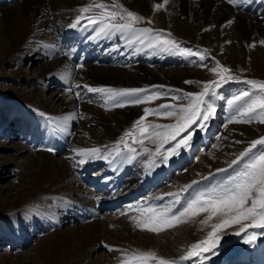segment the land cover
I'll return each instance as SVG.
<instances>
[{
    "label": "bare ground",
    "instance_id": "1",
    "mask_svg": "<svg viewBox=\"0 0 264 264\" xmlns=\"http://www.w3.org/2000/svg\"><path fill=\"white\" fill-rule=\"evenodd\" d=\"M226 1L169 0L168 4H164V0H0V63L18 64L19 60L24 59L25 54L28 57L36 56L35 60L38 61L31 58L33 63L39 62V65L34 69L35 78L33 81H27L31 87L26 94H21V96L16 89L11 87L6 98L0 95L1 106L5 105L7 109L8 106L17 109L18 114L14 115L15 119L23 121L24 118L33 121L31 124L32 137L26 143L29 146L23 147V149L34 150L24 158L25 161L22 165L28 172L29 181L22 188L10 185L6 187L10 195L8 194L7 200L5 199L0 205V213L5 215H0V220L3 219V222L0 223V241L3 239V235L17 227L16 223L26 224L23 229L20 228L21 231L17 235L12 236L11 248H14L27 241V235L36 228L35 224L38 223L43 227L40 231H46V229L52 231V228L55 230L53 235H50L49 241L39 242L37 245L39 264L54 263L53 257L58 258L57 261H59L55 264H121L122 259L129 260V264H144L142 261L131 260V255L137 252L153 251L159 257L178 260L189 250L192 243L204 240L205 235L202 227L195 223H192L190 227L186 225L187 227H183V229H175L176 231L165 228L158 233H153L137 228L136 221L133 219V217H137L143 220L145 216L151 215L148 209L152 206H160L156 208V211H163V206L174 199V196L167 195L169 193H176L181 197L182 194L184 195L182 203L177 205V209L196 196L195 194L202 184L193 175L176 176L175 179L180 184L181 190L176 191L177 188L171 186L162 192L153 193L154 188H158L167 179L173 168H177L184 161L189 160L191 149L188 148L178 154V157L186 155L177 162L171 161L168 165L160 164L161 158L155 159L159 166L151 168L146 167L150 156L146 159L140 158L139 150H137V159L131 163L118 157L112 163L106 160H93L84 165H78V161L83 157L79 156L75 150L99 148L102 153H106L114 149L117 146L115 144L117 138L139 116L142 109L113 107L112 102L106 105L101 94L87 93L85 89L75 86L149 88L155 85H165L185 88L184 81L204 77L202 72L208 73L214 67H207L202 72L175 69L164 72L168 77L165 79L151 75V70L140 66V64L150 61L146 59L153 60L155 55L160 53L158 49L147 48L138 41L130 44L128 38L121 37L119 34L111 37H97L92 26L87 25L86 18L102 10L93 7L91 12L80 14L78 9L86 7L90 3H104L109 5L104 11H113L117 10L115 5H122L145 18L136 27L150 28L147 22L151 17L152 7L156 4H163V7L159 8L156 13L158 24L155 28L157 30L171 29L177 37L185 41L194 39L203 45L204 49L211 47L215 52L220 46H225L221 60L226 66L236 68L237 63L247 60L246 62H249L256 71L253 78L263 79L264 44H261V41H264V22L240 16L235 8ZM78 14L85 18L81 21L85 26L70 30L68 25L74 21ZM229 21L232 23L229 24ZM59 28H62L66 33V36L60 39L57 36ZM69 36L76 39L77 42L64 46ZM89 37H91V42H88ZM229 41L230 43H228ZM95 54L98 55L95 56ZM43 79L53 81L55 87H58L50 92L52 97L50 101L41 97V91L36 87V84L41 83ZM57 80H64V88H62L63 83L58 84ZM14 81L18 82L19 77H15ZM69 88L72 89L71 92L68 91ZM77 92L81 94L82 99L76 97ZM7 112L9 113V110ZM40 112L52 117L78 113L79 116L76 119L67 121V124L71 122L72 130L76 135H73L71 128H66L64 131L56 130L55 124L49 123L44 117H41ZM80 116L84 118H79ZM10 117L5 118L7 120ZM13 120L14 118L10 122ZM10 122L7 123L4 120L2 123L0 122V137L3 139L11 140L14 126L16 128V124L18 126L20 123L16 122L11 127ZM61 123L63 122L61 121ZM251 132L249 130V133ZM53 133L57 136L58 145L55 148H53V143H55L52 140ZM46 144L54 151H47ZM12 149L18 155L23 154L18 151V149H22L20 147L17 149L13 146ZM55 149L69 151L71 155L68 157L67 154L66 157L54 159L55 153H60ZM241 149L238 147L235 152ZM121 151L127 154L124 148ZM175 156L177 155L170 159L172 160ZM111 159L109 157V160ZM6 162L11 164L1 165L2 170L9 171V167L11 169L18 166L15 160ZM100 164L111 176L101 178L99 174H92L91 178L96 180L98 193H88L83 188L80 189L83 183L88 181L85 173L94 165ZM222 167L223 165L220 164L214 170ZM194 170L203 176L214 171H207L199 165L194 166L192 171ZM137 172L138 174H135ZM128 173L136 176L139 186L138 189H136V185L134 190L124 193L123 185L126 182H134L133 178L126 179L125 175ZM212 176L201 180L206 184L214 178ZM194 180L199 183L193 185ZM187 185H191V187L186 192L182 191ZM59 194L69 202H75L69 200H74L72 195L79 198L80 201L77 207L78 217L71 212L67 219L68 223L85 221V223L91 222V224L80 227L73 225L64 231L66 233L63 235L64 237L56 238L55 236L59 233L56 228L63 224L59 218L65 217L66 212L72 211L71 207L63 208L64 204L57 202L56 211L61 214L64 212V215L51 216L48 214L49 210L40 211L36 208L38 203L30 204L25 199L28 197L32 200H40ZM161 197L163 199H160ZM127 199L136 200L129 204L124 211L118 212L121 215L112 216L111 221L102 226L99 221L95 220L94 215L98 214L97 207L105 204L117 206L121 201ZM8 211L11 212L9 216L6 215ZM105 215L113 214L103 213L102 217ZM112 228L115 231L111 230ZM260 239L254 246H244V240L235 245L241 247V250L245 249L240 251L239 257L243 259L240 263L248 261L251 254L256 256L253 264H258V260L259 264L262 263L259 258L263 259L264 253H261L260 249L264 239ZM104 244L111 247L115 244L123 250L117 249L116 253L114 251L111 253L107 249L109 255H93L99 248L103 247L104 249ZM18 248L20 247L18 246ZM182 248L188 250L185 249L187 250L185 252ZM234 258L230 256L224 264H232ZM223 259L226 257L224 256ZM34 260L36 259L30 258L28 263L33 264ZM147 264H156V261H148ZM181 264L218 263L215 258H198L181 262Z\"/></svg>",
    "mask_w": 264,
    "mask_h": 264
},
{
    "label": "snow or ice",
    "instance_id": "2",
    "mask_svg": "<svg viewBox=\"0 0 264 264\" xmlns=\"http://www.w3.org/2000/svg\"><path fill=\"white\" fill-rule=\"evenodd\" d=\"M169 0H164V4H168ZM230 3H243V0H229ZM93 7L101 9L99 13H94L86 18L87 25L92 26L93 31L97 37H111L119 34L121 37H126L129 43L138 41L140 44L145 45L147 48H155L163 53H178L182 56L198 55L199 60L204 62L205 55H201L200 51L207 53V49L198 50L193 52L191 48L182 47L179 42L171 38V33L165 34L160 31L148 27H136V25L143 21L145 18L137 13L124 8L122 5H115L117 10L104 11L109 7L104 3L88 4L86 7L78 9V13H89ZM157 9L163 7V4H156ZM76 15L73 22L68 25L70 30H75L78 27H84L81 23L82 15ZM151 23V21H148ZM229 24L232 21L228 22ZM230 43V41L228 42ZM264 44V41H261ZM253 47L255 45H252ZM216 67L211 71L216 72L219 80H213L205 83L200 93L183 92L182 95L173 96V100L188 101L186 106H175L172 104H160L157 108H144V116H141L133 129L126 131L124 136L121 137L123 142L124 151H121L119 143L114 149L106 153H102L99 148L79 149L77 154L81 157L78 165H84L93 160H106L112 163L118 157L123 161L131 163L137 159V150L135 147L130 146L124 137L134 136V133L139 131V139L133 140V143L143 144L144 139H152L158 146L154 153H151L150 159L147 161L146 167L159 166L156 163L155 157L161 156L160 164H167L170 158L178 155L179 151L183 148H190L191 141L194 138V133L188 130L193 125H198L199 130H205L208 123L215 118L217 112L216 106L208 97L217 96V89L221 87V82L227 83L233 80L239 81V77L231 75V69L222 66L219 61H215ZM201 67H206L204 63L200 64ZM219 70V71H217ZM244 84L249 85L250 89L240 92V94L233 96L228 100L229 106L240 105L237 108L236 122L251 123L253 120H259L264 123V81L258 80H244ZM186 84H191L193 81H185ZM75 87L83 88L87 93L101 94L104 98V103L107 105L112 102L113 107H124L128 105H141L147 101H151L157 97L168 96L172 91L166 89L165 86H152V88H112V87H92L89 85H76ZM152 89H164L163 91ZM72 91L71 88L68 89ZM180 93L182 90L176 89ZM78 99L83 97L79 92L76 93ZM246 98H248L246 100ZM243 102V103H241ZM39 115L44 117L49 123L55 124L56 130L64 131L67 127V121L76 119L79 114L73 113L63 117H52L40 112ZM154 115L156 117H173L176 122L173 124H157L145 123L146 117ZM79 118H84L80 116ZM61 121L63 123H61ZM199 122V123H198ZM233 122L232 120L229 123ZM151 129V131H149ZM188 132L186 136H181L182 133ZM177 137H181L177 140ZM175 141V144L169 147L166 152H161L165 144ZM241 143V141H236ZM259 146V147H258ZM49 152L54 151L49 147L46 149ZM143 151H148L144 149ZM109 157L112 159L109 160ZM243 162V167L234 174H229L226 179L217 187L210 190L199 192L194 198L188 201L180 209L177 205H181L182 197L176 193H169L167 195L174 196V199L167 205L163 206V211H156L157 207L152 206L148 209L151 215L145 216L143 220L133 217L136 221V227L148 232L158 233L165 228H172L176 223L184 222L182 217H194L201 212L210 213L207 218L201 223L206 224L212 220L213 217H220V222L212 225V231L208 232L207 238L190 245L189 250L179 257L178 260H169L157 256L153 251L137 252L131 255V260H138L147 264L148 261H156V264H181V262L190 261L193 258L201 257L202 254L212 253L220 245L222 236L218 235L226 228L233 224H240L242 221H250L240 228V231L235 235L239 236L247 229H264V137L253 139L250 141L249 146L243 151L239 152L236 158L232 159L229 163V168L238 166ZM217 174L226 173L228 169L221 168L216 170ZM198 181H193L195 185ZM191 185H187L182 191H187ZM160 199H163L161 197ZM250 202L251 206L248 207ZM264 235V232L251 231L244 238V243L253 245L259 236ZM103 243V242H102ZM105 248L109 251H115L113 247L104 244ZM121 264H129V260L122 259Z\"/></svg>",
    "mask_w": 264,
    "mask_h": 264
},
{
    "label": "rangeland",
    "instance_id": "3",
    "mask_svg": "<svg viewBox=\"0 0 264 264\" xmlns=\"http://www.w3.org/2000/svg\"><path fill=\"white\" fill-rule=\"evenodd\" d=\"M247 1L248 0H243V3H239V4L230 3L229 0H227L226 2L229 3L233 8H235V10L239 13L240 16L250 18V19L260 20V21L264 22V4H258L257 1L253 2L251 4H246ZM245 4L249 8L245 9L244 8ZM12 5L14 6L15 4H12ZM152 9L153 10H152L151 17L148 20V21H151V23L147 22V24L151 29L155 30L156 32H160L162 30H157L155 28L158 24L157 23L158 17L156 15V13H158L159 9H157L155 7V5L152 7ZM162 32L165 34V38H168L167 33H171V38H174L177 42H179L182 47L191 48L193 50V52H197L198 50L204 49L203 45L199 44L194 39H189V40L185 41V40L177 37L174 33H172L171 29L163 30ZM57 36L60 39L63 36H66V33L63 31L62 28H59L57 30ZM91 41H92L91 37H89L88 42H91ZM215 45L216 44L214 43V46ZM205 49L208 50L207 53L200 51L201 55L206 56V60L204 62H201L199 60L198 55L182 56V55H179L178 53L160 52L157 55H155L153 60L146 59V60H150V61H146V64H140V66H144L147 69L151 70V72H152L151 75L158 76L159 78L165 79L168 77L166 75L167 73H164V72H170V71L175 70V69L197 70L199 72H202L203 70H206L207 67H210V66L216 67L215 61H219V63L222 66L231 69V75H233L234 77H239V81L233 80V81H230L227 83L221 82V87L219 89H217V96L208 97V99L212 103H214V105L216 106L217 112L215 114V118L212 119L210 121V123H208V126L205 130H202V131L199 130L198 125H193V127L188 130L189 132L194 133V138L190 142L191 143L190 149L192 151V153L190 155L191 158H190L188 163L181 165V167L179 166L180 168H178L176 172H172V174L170 175L168 180L163 181V183L161 184V187L158 190H156L158 192H162L171 186L177 188L176 191L179 189L181 190L180 184L175 179L177 175L178 176H180V175L192 176L193 175V176H195V178L200 180L202 187L196 192L195 195H197V193H199L201 191L210 190L213 187L219 186L226 179V177L229 174H234V169H235V171H239L243 167V162H241L238 166H233V168H229V163L231 162V160L236 158V156L239 154V152L243 151L246 147H248L251 140L258 139L260 137H264V123L259 122L258 119L253 120L251 123L236 122V120H238V119H243V118L237 117V115H236L237 108L240 105L238 104L235 106H229V104H228V100L231 99L233 96L240 94V92H242L244 90L250 89V86L244 84L242 81H244V80L264 81V77H263V79L253 78V74L256 71L254 68H252L250 66L249 62H246L247 60L237 63L236 68H231V67L226 66L224 64V62L221 60L222 55L224 53L225 46H220V48L217 49V52H215L214 49L212 50L211 47L205 48ZM25 55L26 56L24 57V59L19 60L18 64L12 65V64H8V63H0V95L2 97L6 98L9 95L8 91L10 90L11 87L16 89V91L19 93V95H21V94L24 95V94H26L27 91H29L31 86L28 84L29 82H27V81L28 80L33 81V79L35 78L36 75L34 76V69L36 68L37 65H39V62L38 63L32 62L31 58H33L34 61H38V60H35L36 56L35 57L34 56L28 57L27 54H25ZM97 55L98 54H95V56H97ZM99 60H101V59H99ZM42 61L44 62V60H42ZM94 61H96V59H94ZM201 63H204L207 66L201 67L200 66ZM217 71H219V70H217ZM202 75L204 77L201 76V78H194V79L192 78L190 80H187V81H193V83H191V84H186L184 81L186 89L180 88V87H170V86H165V85H155V86H165L166 89H171L172 91L169 93L168 96L157 97V98H155L151 101H147L141 105H128V104H126L124 107H122L123 109L141 108L142 112L138 114L139 116L137 118H135V120H133V122L129 125L128 128H126L122 131L121 135L115 141V144L117 145L119 143V146L123 145V142H121V137L124 136V133L126 131H129L130 129L134 128L135 121H137L141 116H144V111H143L144 108H146V107L150 108V109L157 108L160 104H164V103L172 104L175 106H181V105L186 106L188 103V101L186 99H184V100H173V99H171V97L182 95L183 92L200 93L202 91L205 83L211 82L213 80H219V76L217 75L216 72H213V71H210L208 73L202 72ZM15 77H19L18 82L14 81ZM57 82H58V84L60 82H62L63 83L62 88H64V86H65L64 80H61V81L57 80ZM36 87H38L40 89L41 97H43L47 101H50L52 99L50 92L54 91L55 88H58V87H55V83H53V81H49L47 79H43L41 83H37ZM149 88H152V86ZM176 89H179L182 91L180 93H178L175 91ZM152 90L153 91H157V90L163 91L164 89H152ZM247 99L248 98H246V100ZM241 103H243V102H241ZM8 110H9V113L7 112ZM16 110L17 109L11 108L9 106L7 109L5 105H3V106L0 105V122L1 123L3 122V120H4V122L7 121V123H8V122H10L11 119L14 118V120L10 122V125L12 127L14 123L20 122L18 126L16 124V128L14 126V128H13L14 131H13V135H12L11 140L3 139L0 137V166L4 165L6 163L11 164V163L6 162V161L12 162L14 160L18 164L17 167H13L11 169L9 167V171H5V170H2L0 168V205L3 204L4 200L7 198L8 194H9L8 191L6 190L7 186L10 185L13 187L22 188L24 186V184L29 181V177L27 175L28 172L22 165L24 164V161H25L24 158L28 157V155H30L31 153L34 152L33 149H28V150L23 149V147L29 146L28 144H26V141L28 142L29 138L27 140L25 138L27 136L29 137V132L27 133V136L25 134L27 131V127L30 126L33 123V121H27L24 118H23V121L22 120L18 121L14 117V115L16 116V113H17ZM5 117L6 118L10 117V118L6 120ZM230 120H232L233 122L229 123ZM26 121L29 123V125L27 124ZM175 122H176V119L173 117H156L154 115H149L145 119V123H157V124H162V125L173 124ZM23 125H25V126H23ZM66 128H69V129L71 128L73 135L74 136L76 135V133L73 132V130H72L73 126L71 127V122L69 124H67ZM249 130H251L252 132L249 133ZM6 131L8 132V130H6ZM28 131H30V129H28ZM149 131H151V129ZM187 134H188V132H184L181 134V136H186ZM139 135H140L139 131L137 130L134 133V136L124 137V141H126L130 146L135 147L136 150H139L141 152L140 158L146 159L148 156H151V153H154L156 151L158 144L154 143L152 139H144L143 144L133 143L134 138L139 139ZM203 136H205L204 141H203V138H204ZM30 137H32V134H30ZM180 138L181 137H177V140H179ZM247 139H249V140H247ZM205 141H207V144H205L206 143ZM236 141H241V143H236ZM130 142H132V143H130ZM174 144H175V141L170 142V144H165L163 149H161V152L162 153L166 152V150ZM13 146H15V148H17V149H18V147L22 148L23 150L18 149V151L22 152L23 154H21V155L16 154L15 150L12 149ZM6 147H10V148H6ZM238 147H241L242 149L238 152H235ZM120 148L122 149L124 147H120ZM144 149H147L148 151H143ZM187 149L188 148L182 147L180 150H178L179 154L183 153ZM12 150L14 151L15 154L13 153ZM67 154L69 157L71 155V152L63 151L60 153H55V155L53 157H54V159L58 160L62 157H66ZM184 155H186V154H183L182 156H184ZM182 156H179V157H178V155L175 156V158H173L172 162L173 161L177 162ZM160 158H161L160 155H157L155 157V159H160ZM64 159H66V158H64ZM220 164L223 165L222 168L228 169V172L217 174V172H216V170H214V168H216ZM198 165L207 171L208 170L209 171L214 170V171H212L211 173H209L206 176H203L202 174L197 173L196 170L192 171L193 167L194 166L197 167ZM101 170H103L102 167L96 169L95 171H91V173L95 172L97 174V173H100ZM82 171L84 172L85 170L83 169ZM77 174H79L78 171H77ZM135 174H138V172ZM131 175H133V174H131ZM209 176H212L214 178L216 177V178L211 179L210 181L213 180L212 182L209 181L208 183L205 184L201 179H204V178L209 177ZM131 178L134 179V182L137 181L135 183V186L137 185L136 189H138L139 183H138L136 176L133 175V177H131ZM126 183H129V182H126ZM201 184H199V185H201ZM135 186L133 185V188H131L130 191L134 190ZM82 188L88 193H93L92 191H90V185H87L85 187L82 186L80 189H82ZM202 188H204V189L202 190ZM86 189H88V190H86ZM92 189H94V188H92ZM154 189H156V188H154ZM72 197H74V200L69 199V198L68 199L70 201H75V202H69L68 200H65L63 195H60V194L48 196L47 198L40 199V200H32L31 198L27 197L25 200L28 201L30 204L38 203L36 208L40 211L49 210L48 214L51 216L55 215V214H57L59 216L64 215V212L61 214L60 212L56 211L57 210L56 209L57 202H61L62 204H64L65 206L63 205V208L68 207V206L71 207L72 211H69L68 213L66 212L65 217L59 218V220L63 224L57 226V228H56L57 232H59V233H58V235H56V236L54 235V236L56 238H58V237H64L63 235L66 234L64 231H66L67 229H70L73 225L80 227L83 225L86 226L87 224H91V222L85 223V221H80V222L75 221L74 224L67 222V219H69L68 216L71 215V212H73L76 217H78V215H79V211L77 210L78 204L80 203V201L78 200L79 198L77 199L76 196H74V195H72ZM182 197H184L183 194H182ZM190 200H191V198H190ZM39 203H41L43 205H40ZM42 206H44V207H42ZM246 206L250 207L251 206L250 202ZM18 210H16V211H18ZM99 210H100L99 211L100 216L97 217L95 220L99 221L101 226L104 223H108L109 221H111L110 218L112 216L116 217V216L121 215L120 214L121 212L120 213L115 212L116 210H114V212H112V210H106L105 208H100ZM9 213H11V212H9V211L6 212V215L7 216L11 215ZM103 213H109V214L111 213L113 215H108V216L105 215L102 217ZM115 213H117V214H115ZM209 214L210 213H208V212H201V213H199V215L191 217V218L183 217L182 221H184V222L176 223L174 227L168 228V230H170V229L180 230V229H183V227L184 228L187 226L190 227V226H192L191 225L192 223H195L199 227H202V230L204 231V235H205L204 239H206L208 232L212 231V225L220 222V217L217 216V217H213V219L208 221V223H206V224L201 223V221L205 220ZM0 215H3V214L0 213ZM3 216H5V215H3ZM2 222H3V219L0 220V223H2ZM248 223H250V221H242L240 224H233L232 226L223 230L221 233H218V235L222 236V239H221L220 245L215 250V254L205 253V255L208 257H211V256L216 257L217 254H219L221 251L227 250V251L231 252V250H229L228 248H231V245H233V244H239L241 241L244 240L246 235L248 233H250L251 231L264 232V229H251V228H249L246 230V232H242L241 235H239V236L235 235L236 232L240 231L241 227H243L245 224H248ZM16 224H17V227L15 229H13V231H10L8 234H5L2 236L3 239L0 241V264H20V263L21 264H29L28 261H30V258L36 259V260H34L33 264H39V262L37 261V256H38V254H37L38 246L37 245L39 242L45 243V242L49 241L51 239L50 237L53 235L52 233L55 230H53V228H52V231H51V229H46V231H40L43 227H42V225L39 226V224L37 223V224H35L36 228L31 233H29L27 235V241L18 245L20 248L17 249V247H18L17 245H16L17 247L16 246L14 247V245H13L14 248H11V246L13 244V242L11 241V238L13 235H17L21 231L20 228L23 229L26 226V224H23V223H16ZM111 230L115 231L114 228H112ZM232 231H233V233H231ZM260 238H261V240L264 239V235L259 236L257 240H259ZM257 240H256V242H257ZM182 241H183V239L181 238V242ZM229 241H230V243H228ZM245 245H249V244H244V246ZM113 248L123 250V248H120V247L116 246L115 244H113ZM222 248H223V250H222ZM182 249L185 252L188 250L187 248H185L187 250H185L184 248H182ZM262 249L264 250V242L262 243V248L260 249L261 253L264 252ZM243 250H245V249H242L240 251H243ZM110 252L112 253V251H110ZM114 252L116 253V250ZM93 255H109V253H108L107 248L103 249V247H101ZM198 258H202V257H198ZM198 258H196V259H198ZM52 259L54 260V263H50V264H55V262L56 263L59 262V261H57L58 258L53 257ZM193 259H195V258H193ZM262 264H264V257H263Z\"/></svg>",
    "mask_w": 264,
    "mask_h": 264
}]
</instances>
